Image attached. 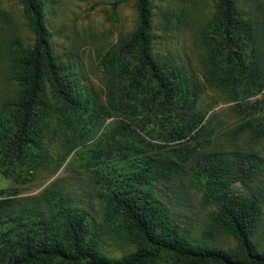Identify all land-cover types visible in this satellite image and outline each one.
Here are the masks:
<instances>
[{
    "label": "trees",
    "instance_id": "trees-1",
    "mask_svg": "<svg viewBox=\"0 0 264 264\" xmlns=\"http://www.w3.org/2000/svg\"><path fill=\"white\" fill-rule=\"evenodd\" d=\"M30 22L32 45L17 59L19 89L8 104V125L0 137V169L21 174L27 161L44 154L52 140V122L60 129L81 121L84 109L103 112L89 91L82 95L58 62L49 41L44 0H19ZM137 26L120 37L105 59L111 78L105 82L111 108L121 116L147 117L160 124V134L180 138L200 133L203 117L192 113L200 85L169 61L153 54L152 0H135ZM207 43L210 72L206 81L232 99L255 94L264 87V33L246 16L237 0H216ZM247 118L235 131L250 129L264 136V96L236 102ZM140 126V124H137ZM142 126V125H141ZM200 126V127H199ZM136 128V126H134ZM132 128V126H131ZM133 129V128H132ZM196 130V131H195ZM126 146H116L123 150ZM126 152L125 167L113 164L100 172L98 197L107 225L120 227L136 245L120 256L107 255L99 245V231L85 208L66 192L44 189L33 195H9L0 190V264H154L168 253L172 264H264V250L253 240L263 220L262 191H237L261 170L263 158L248 149L229 152L214 148L189 152L182 160ZM60 155V161L64 160ZM39 163V160H37ZM36 165V164H34ZM188 168V169H187ZM122 170V171H121ZM189 172L204 204L216 206L218 227L235 236L234 252L220 245L194 241L173 221L156 193V182L171 183Z\"/></svg>",
    "mask_w": 264,
    "mask_h": 264
},
{
    "label": "rangeland",
    "instance_id": "rangeland-1",
    "mask_svg": "<svg viewBox=\"0 0 264 264\" xmlns=\"http://www.w3.org/2000/svg\"><path fill=\"white\" fill-rule=\"evenodd\" d=\"M237 1L258 31L264 33V0ZM152 3L153 54L161 61L169 60L176 70L181 69L200 85L192 113H201L202 131L166 138L160 134L161 123L150 122L147 117L132 119L130 110L126 112V124L116 127L115 120L121 116L116 115L109 103L105 82L111 75L105 59L120 37L135 30V0H44L54 55L78 92L82 95L85 91L92 92L103 106V112L90 114L92 103L86 101L89 109L83 110L80 122L75 120L74 125L62 130L58 119H54L48 150L38 159H29L24 172L8 176L0 169V190H6V196L38 194L45 188L66 192L74 204L90 213L98 227L100 248L109 256H120L134 250L136 245L120 227L105 223L104 208L98 197L99 173L109 172L113 164L127 166L126 152L129 153L131 147L159 158L177 160L197 150H252L263 158L259 164L261 170L247 181H236V189L245 194L262 191L264 211V136L250 129L235 131L247 118V112L240 110L236 102L261 99L264 87L255 94L232 99L206 81L211 65L207 40L212 37L216 0H152ZM33 39L30 22L19 0H0V137L3 140L8 125V104L20 87L18 52L32 45ZM122 145L126 146L122 151L116 148ZM62 153L65 157L60 161ZM191 176L183 172L181 178L171 183L156 182L157 197L192 240L217 244L234 252L235 236L217 226L216 206L202 202L201 191ZM253 238L257 248L264 250V214ZM172 262L173 258L164 253L154 264Z\"/></svg>",
    "mask_w": 264,
    "mask_h": 264
}]
</instances>
